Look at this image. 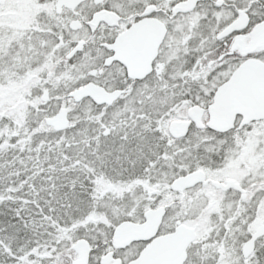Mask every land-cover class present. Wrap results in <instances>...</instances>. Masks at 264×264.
<instances>
[{
    "label": "snow or ice",
    "instance_id": "1",
    "mask_svg": "<svg viewBox=\"0 0 264 264\" xmlns=\"http://www.w3.org/2000/svg\"><path fill=\"white\" fill-rule=\"evenodd\" d=\"M0 264H264V0H0Z\"/></svg>",
    "mask_w": 264,
    "mask_h": 264
}]
</instances>
